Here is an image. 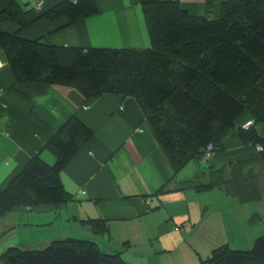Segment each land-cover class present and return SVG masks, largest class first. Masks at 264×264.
<instances>
[{
    "label": "trees",
    "instance_id": "trees-1",
    "mask_svg": "<svg viewBox=\"0 0 264 264\" xmlns=\"http://www.w3.org/2000/svg\"><path fill=\"white\" fill-rule=\"evenodd\" d=\"M205 5L204 14L193 15L178 0H144L140 6L147 46L84 48L49 45L19 34L42 18H63L61 26H66L93 16L99 12L96 0H61L35 16L34 7L26 2L0 0V24L13 27L0 29V53L18 84L69 87L85 102L105 94L133 98L172 178L187 164L222 152L224 139L237 131L240 142L256 150L255 157L208 166L206 173L186 181L183 188L217 189L242 204H253L264 194V134L257 132L258 125L264 128V0H224L217 14L209 0ZM244 116L250 121L247 128L240 122ZM92 136L75 115L65 119L41 149L52 156V162L39 152L0 187V221L17 208L29 213L71 201L73 195L62 185L60 174ZM204 175L206 181L201 180ZM170 180L152 195L170 191L165 188ZM178 188L182 187L171 191ZM253 214L249 222L260 216ZM80 222L94 236L109 232L105 219ZM12 229L0 233V242ZM16 244L0 252L3 264H127L120 252L104 253L86 238L52 240L39 249ZM196 264H264V233L243 250L220 241Z\"/></svg>",
    "mask_w": 264,
    "mask_h": 264
},
{
    "label": "crops",
    "instance_id": "crops-1",
    "mask_svg": "<svg viewBox=\"0 0 264 264\" xmlns=\"http://www.w3.org/2000/svg\"><path fill=\"white\" fill-rule=\"evenodd\" d=\"M19 1L34 7L31 14L35 16L37 11H46L61 0ZM142 1L96 0L99 12L93 16L66 26H61L65 22L63 18H42L19 35L26 39L40 38L56 46H147L149 39L140 6ZM178 1L193 15H202L206 11L205 0ZM209 1L213 5V14H217L224 0ZM0 29L10 31L13 27L2 23ZM71 115L78 117L93 132L91 140L60 174L62 185L73 199L59 207L42 206L30 210L33 213L30 223H26L25 209L17 208L9 214L17 222H23L15 223V226L30 224V228L40 231L37 233L52 229L54 223H62H59L62 227L58 232H47L48 238L31 235L30 238L35 240L30 239V242L39 245L30 246V249L42 248L52 240L75 237L94 240L104 253L120 252L127 264H196L216 243L227 240L222 234L207 235L210 226L206 225L216 220L214 214L208 213L211 203H216V207L222 204L227 210L228 201L233 206V200L226 198L230 196L217 189L195 192L192 188H183V184L202 170L205 172L204 164L220 167L228 162L254 158L256 150L243 145L237 131L224 139L222 152L210 154L195 164L197 168L192 172L183 167L180 172L185 173L178 172L172 178L167 159L133 98L105 94L85 102L69 87L18 84L1 53L0 187L9 174L20 170L39 152L45 161L52 162V156L41 150L42 146ZM245 118L241 119L242 124L248 120ZM257 132L263 135V126L258 125ZM167 180L170 181L165 188L170 191L152 195ZM177 186L182 188L171 191ZM253 208L260 213L259 207ZM88 218L107 220L108 234L94 236L90 227L80 222ZM250 230L249 235V229H244L245 234L248 232L245 240L248 245L253 241ZM24 242L27 244L26 240ZM5 247L1 246L0 252Z\"/></svg>",
    "mask_w": 264,
    "mask_h": 264
},
{
    "label": "rangeland",
    "instance_id": "rangeland-1",
    "mask_svg": "<svg viewBox=\"0 0 264 264\" xmlns=\"http://www.w3.org/2000/svg\"><path fill=\"white\" fill-rule=\"evenodd\" d=\"M195 164L196 163L187 164L185 167L186 169L184 170L190 169L192 172V170L195 169V167L197 166ZM204 167L206 173L207 165L204 164ZM184 173L185 171L180 172V174H184ZM202 181H206V178H202ZM226 198H230L228 200H233L232 201L233 206L230 205L229 201L227 202V210L222 204L221 206L216 207L217 205L216 203L214 202L211 203L208 213L214 214L216 220L215 221L212 220L209 223V225H206V226H210L207 235H210V237H212L213 233H216L218 235L222 234L224 238L227 239L228 244L232 249H241V250L246 249L247 242L245 240L248 232L250 235V231H251L250 228L252 229V239L264 233V194L262 201H257L253 203L254 205L240 204L238 203L239 201L233 197H226ZM253 206H255V208L256 207L260 208V213H259L260 218L258 217L252 219V222L251 221L249 222L248 220L251 219L250 217H252L254 215L253 213L256 212L255 210H253L254 209ZM24 214L25 217L27 216L26 218L28 219V221L26 220V223L27 222L30 223V215H33V213L29 212ZM261 215L263 216L261 217ZM213 218L214 217L212 216V219ZM15 223H23V222H17V220L14 217H11V215H8L5 219L0 221V233H3L5 230L13 226L12 232H10L8 235H5L1 239L0 245L2 244L11 245V244H16L17 242L19 243V245L17 246L23 249L24 248L30 249L29 248L30 246L38 247L39 244L30 242L31 235L36 234L38 238H48L47 237L48 235L46 234L50 232H58L59 229L62 227V225L59 224L61 222L54 223L52 225L53 226L52 229L42 230L41 233H37L40 231H35L33 228H30V224L26 226L23 225L15 226ZM223 224H225L226 226H223ZM244 229H249V231L245 234ZM239 234L242 237H237V235ZM37 236L35 238H37ZM25 240L27 241V244L24 245L23 243H26L24 242ZM31 240H35V239H31ZM0 264L3 263L0 261Z\"/></svg>",
    "mask_w": 264,
    "mask_h": 264
},
{
    "label": "built area",
    "instance_id": "built-area-1",
    "mask_svg": "<svg viewBox=\"0 0 264 264\" xmlns=\"http://www.w3.org/2000/svg\"><path fill=\"white\" fill-rule=\"evenodd\" d=\"M38 7H39V6L36 5V8H38ZM249 125H250V121H247V122H245L244 124H242V127H243V128H247ZM258 149H260V147H258Z\"/></svg>",
    "mask_w": 264,
    "mask_h": 264
}]
</instances>
